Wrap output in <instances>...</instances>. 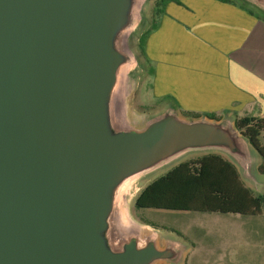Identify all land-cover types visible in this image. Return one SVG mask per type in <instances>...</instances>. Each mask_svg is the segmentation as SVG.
Instances as JSON below:
<instances>
[{
    "label": "water",
    "instance_id": "water-1",
    "mask_svg": "<svg viewBox=\"0 0 264 264\" xmlns=\"http://www.w3.org/2000/svg\"><path fill=\"white\" fill-rule=\"evenodd\" d=\"M155 1L0 0V264H183L186 241L131 215L139 189L210 153L264 185L234 115L132 109Z\"/></svg>",
    "mask_w": 264,
    "mask_h": 264
},
{
    "label": "crops",
    "instance_id": "crops-1",
    "mask_svg": "<svg viewBox=\"0 0 264 264\" xmlns=\"http://www.w3.org/2000/svg\"><path fill=\"white\" fill-rule=\"evenodd\" d=\"M144 33L156 98L185 115L264 118V18L240 3L166 0Z\"/></svg>",
    "mask_w": 264,
    "mask_h": 264
},
{
    "label": "trees",
    "instance_id": "trees-1",
    "mask_svg": "<svg viewBox=\"0 0 264 264\" xmlns=\"http://www.w3.org/2000/svg\"><path fill=\"white\" fill-rule=\"evenodd\" d=\"M165 1L157 0L153 4V26L163 12ZM145 34L139 38L141 50ZM235 126L258 151V168L264 174V118L240 117L235 119ZM132 208L258 215L264 210V195L247 187L231 162L219 154L210 153L180 162L147 182L133 197Z\"/></svg>",
    "mask_w": 264,
    "mask_h": 264
},
{
    "label": "rangeland",
    "instance_id": "rangeland-1",
    "mask_svg": "<svg viewBox=\"0 0 264 264\" xmlns=\"http://www.w3.org/2000/svg\"><path fill=\"white\" fill-rule=\"evenodd\" d=\"M130 102L145 112L161 104L149 78L137 81ZM264 181V175L261 174ZM256 194L264 195L251 187ZM134 219L170 231L188 243L183 264H264V210L258 215L198 212L159 208H132Z\"/></svg>",
    "mask_w": 264,
    "mask_h": 264
}]
</instances>
